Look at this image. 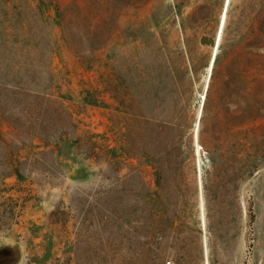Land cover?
<instances>
[{"label": "rangeland", "instance_id": "374dc122", "mask_svg": "<svg viewBox=\"0 0 264 264\" xmlns=\"http://www.w3.org/2000/svg\"><path fill=\"white\" fill-rule=\"evenodd\" d=\"M226 2L0 0V131L17 89L56 101L46 122L69 133L57 179L5 180L36 200L0 233V264H264V0H229L218 36ZM146 162L161 186L134 233L127 189L148 192ZM174 162H193L182 197Z\"/></svg>", "mask_w": 264, "mask_h": 264}, {"label": "trees", "instance_id": "16d2710c", "mask_svg": "<svg viewBox=\"0 0 264 264\" xmlns=\"http://www.w3.org/2000/svg\"><path fill=\"white\" fill-rule=\"evenodd\" d=\"M4 96L7 100V112H9L8 125L12 129V132H10V139H7L4 133L0 131V144L3 145L6 151V160L8 161L3 164L4 170L0 167V233H5L11 227L17 225L28 209V202L36 200L35 196L23 190L14 189V185L9 186L5 180L15 178L17 183H20L23 179L30 178L33 175L40 176V180L44 181L57 179L58 175H62V173L58 171L60 165L56 161V151L58 150L60 142L66 140L69 136L66 130L63 132L61 126H56L59 128L54 127V122L51 117L46 122L45 114L47 107L50 104L56 103V101L49 97L17 89L5 90ZM259 100L262 101V99ZM57 108L59 116H56V121H63V123L65 122L66 125L73 128V115L66 110L67 108L63 103H59ZM1 111V115L6 117L5 107ZM61 113L65 116L63 117ZM35 141L39 143V147H42L43 150H31L26 156H23L25 148L32 149L35 147ZM241 147L238 161L254 162L255 155L245 149L246 144L243 143ZM44 156H49L53 162H40ZM146 163L154 169V178L149 182L148 192L143 194L135 188L127 189V194L132 198V205L129 206L126 221L129 229L133 230L134 233H136V225L139 223L138 203L141 196L146 195L148 198V210L151 219L154 215L151 207H153L155 200L158 199L157 192L151 189V186L153 185L157 189L161 186L162 175L156 171V163ZM203 164L204 162L202 160ZM175 166L181 168L187 167L189 171L187 175L175 172L178 181L174 182L173 185L178 197H182L184 189L186 188L188 190L189 185L193 183V175L191 172L193 170V162H174ZM58 214V211H53L52 217L57 218ZM57 221L54 219V223H57Z\"/></svg>", "mask_w": 264, "mask_h": 264}, {"label": "bare ground", "instance_id": "6f19581e", "mask_svg": "<svg viewBox=\"0 0 264 264\" xmlns=\"http://www.w3.org/2000/svg\"><path fill=\"white\" fill-rule=\"evenodd\" d=\"M228 1L226 2V5H225V9H224V14L222 15V21L220 23V28H219V32H218V36L220 35V32H221V29L223 27V22H224V17H225V13H226V10H227V6H228ZM213 62V61H212Z\"/></svg>", "mask_w": 264, "mask_h": 264}, {"label": "built area", "instance_id": "2783aa9c", "mask_svg": "<svg viewBox=\"0 0 264 264\" xmlns=\"http://www.w3.org/2000/svg\"><path fill=\"white\" fill-rule=\"evenodd\" d=\"M170 263V262H167V264Z\"/></svg>", "mask_w": 264, "mask_h": 264}]
</instances>
